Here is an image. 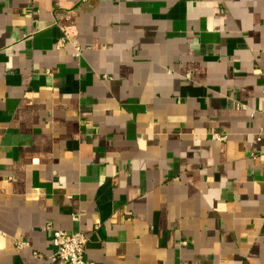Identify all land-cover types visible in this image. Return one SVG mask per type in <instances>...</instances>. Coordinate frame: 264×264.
<instances>
[{
	"label": "crops",
	"instance_id": "1",
	"mask_svg": "<svg viewBox=\"0 0 264 264\" xmlns=\"http://www.w3.org/2000/svg\"><path fill=\"white\" fill-rule=\"evenodd\" d=\"M263 90L264 0H0V264H264Z\"/></svg>",
	"mask_w": 264,
	"mask_h": 264
},
{
	"label": "built area",
	"instance_id": "2",
	"mask_svg": "<svg viewBox=\"0 0 264 264\" xmlns=\"http://www.w3.org/2000/svg\"><path fill=\"white\" fill-rule=\"evenodd\" d=\"M61 28L63 30V37L58 41V46L63 47L70 41L75 55L78 56L81 52V46L72 39L73 34L71 27L63 26ZM213 138L217 141H224L226 136L221 133H216ZM258 139H260V136ZM46 230L51 235V241L54 247V253L51 257L52 261H61L66 264H93L85 259V248L88 239L82 232L76 231L69 233L64 230L54 229L51 226H47ZM24 244L25 243L20 242L17 245L22 246Z\"/></svg>",
	"mask_w": 264,
	"mask_h": 264
}]
</instances>
